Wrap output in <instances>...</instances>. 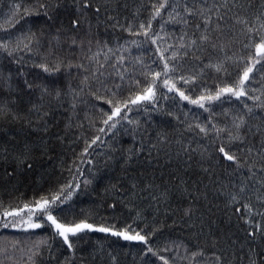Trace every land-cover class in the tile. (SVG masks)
I'll list each match as a JSON object with an SVG mask.
<instances>
[{"label":"trees","instance_id":"1","mask_svg":"<svg viewBox=\"0 0 264 264\" xmlns=\"http://www.w3.org/2000/svg\"><path fill=\"white\" fill-rule=\"evenodd\" d=\"M261 40L264 0H0V264H264Z\"/></svg>","mask_w":264,"mask_h":264},{"label":"snow or ice","instance_id":"2","mask_svg":"<svg viewBox=\"0 0 264 264\" xmlns=\"http://www.w3.org/2000/svg\"><path fill=\"white\" fill-rule=\"evenodd\" d=\"M161 7H164V5H161ZM206 39V37H205ZM255 48V53L254 56L251 57V59L253 60V66L255 64H260L262 61H264V40H261L259 43H256L254 45ZM167 67V66H166ZM45 71H47V69H45ZM253 71L252 67H247L244 72L242 77L239 80V83L236 87H225V88H221L220 92H218L216 94L215 97H209V99H219L220 95L222 93H231V95L235 96L236 98H240L241 96L245 95V91H244V84L246 81L249 80V73H251ZM159 74H157L158 76ZM165 83H167V81H165ZM170 91L172 90L171 88L169 89ZM147 95L143 96V97H138L137 99H148L149 95L152 94V88H148L145 90ZM180 95L182 98L184 99H188V97L184 96L183 92H180ZM192 103H197V101L193 100L191 101ZM132 103H136V100H133ZM201 107H203L204 105L201 104ZM120 112L119 108H116L114 111V115L118 114ZM112 119V116H109V120ZM105 123H107V121H105ZM114 126V125H113ZM201 131H204V129H201ZM219 152L222 153L223 158L228 160V161H232L233 163H236V158L234 155L229 154L228 151L225 150L224 147H221L219 149ZM59 199V196H55L51 199V201L49 199H42L41 201L36 203V209L40 212L42 217H46V219L48 221L51 222L52 225L55 226V228L57 229L58 235L63 237L64 242L66 244H68V233H71L72 235H75L77 232L83 231L84 229H89V230H93V231H99V232H109L110 229L105 228V227H100V228H93V226L91 224H87V223H81V224H76L74 227H66L61 223H58L56 218L52 215V212L50 210V203L54 204L56 200ZM34 228H39L41 227L40 224H33L31 225ZM113 235H119V236H123L124 239L126 240H140V241H144L145 237L140 236L138 233L135 236H131L128 235L126 232H112ZM69 247H71V244H69ZM149 251H151V249H149Z\"/></svg>","mask_w":264,"mask_h":264},{"label":"rangeland","instance_id":"3","mask_svg":"<svg viewBox=\"0 0 264 264\" xmlns=\"http://www.w3.org/2000/svg\"><path fill=\"white\" fill-rule=\"evenodd\" d=\"M75 225H71V226H66V227H74ZM55 227V226H54ZM34 228V227H33ZM94 228V227H93ZM56 229V228H55ZM57 230V229H56ZM83 231H91V230H89V229H84ZM83 231H80V232H83ZM112 232L113 231H109L108 233H110V234H112ZM77 233H79V232H77ZM69 234H71V233H68V235ZM128 235H130V234H128ZM131 236H135V235H131ZM120 237H122L123 238V236H120ZM124 239V238H123ZM126 240V239H125ZM130 241H140V240H136V239H133V240H130Z\"/></svg>","mask_w":264,"mask_h":264}]
</instances>
